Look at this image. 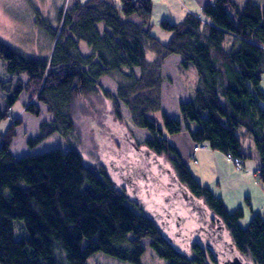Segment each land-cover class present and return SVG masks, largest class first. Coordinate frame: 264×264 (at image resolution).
Masks as SVG:
<instances>
[{
  "label": "trees",
  "instance_id": "trees-1",
  "mask_svg": "<svg viewBox=\"0 0 264 264\" xmlns=\"http://www.w3.org/2000/svg\"><path fill=\"white\" fill-rule=\"evenodd\" d=\"M65 1L58 11V27L37 20L53 40L47 56H26L0 40L5 72L28 79L24 86L17 82L3 93L0 124L10 119L9 108L23 90L28 93L26 111L39 114L31 102L35 97L53 116L28 139L31 147L54 132L84 139L82 123L88 115L95 131L102 128L114 136L115 151L125 152L124 160L144 165L151 188L164 187L166 179L182 187L200 213L186 219L200 225L183 232L178 244L177 234L171 235L166 224L146 210L135 211L125 192L115 189L104 172L85 165L72 145L66 151L54 148L15 158L9 146L20 121L12 119L0 130V264H86L98 251L140 264L144 237L167 264H219L226 250L252 264H264V218L255 213L244 223L242 207L228 209L221 197L196 180L165 137V132L186 127L194 151L202 144L225 156L230 153L242 159V170L241 130L258 153L256 176L264 189V3L209 0L200 15L187 12L177 22L160 19L158 27L171 34L162 43L151 33L152 0ZM147 52L153 53L152 59H146ZM171 54L181 56V67L194 66L197 83L192 99L178 104L181 120L162 111L160 123L154 117L160 115V70ZM102 76L115 78V97L101 88ZM120 104L127 107L132 125L150 133L140 145ZM104 135L99 138L107 142ZM139 148L155 164L163 155L170 168L154 174L157 167L151 159L143 163ZM123 166L130 178L139 177L137 165ZM16 224L23 228L20 237Z\"/></svg>",
  "mask_w": 264,
  "mask_h": 264
},
{
  "label": "rangeland",
  "instance_id": "rangeland-1",
  "mask_svg": "<svg viewBox=\"0 0 264 264\" xmlns=\"http://www.w3.org/2000/svg\"><path fill=\"white\" fill-rule=\"evenodd\" d=\"M72 1L74 0H69L68 3ZM79 1L85 2L86 0ZM112 1L114 3H118V0ZM199 1L205 0H182L183 3L181 0H178L180 5L176 3V9L180 6L181 11L179 10V14L187 13L188 10H196L197 13L201 14L198 9ZM237 1H239V4H244L247 0ZM252 1L259 4L258 1L260 0ZM65 2V0H0V40L26 56L40 58L47 56L53 45V40L48 31L38 24L37 20H45L52 28L58 27V25H60L58 23V11L65 6ZM178 19L180 18L175 16L172 19L167 18V20L172 22H177ZM151 23L154 24V27L151 29V33L160 42L166 43L171 34L158 27V25L154 23V19H151ZM177 56L181 58L180 55ZM152 58L153 53L147 52L146 59L149 60ZM178 60L179 59L177 57L168 55L163 60L161 65L160 72L162 81L160 84V115H158V113L157 115L154 114L155 119L160 123L162 121V111L166 112V114L171 117L180 118L178 108L179 102L192 99L194 94V89L197 83L195 68L191 64H189L187 68L181 67ZM134 72L136 74L138 72V68H135ZM178 75L184 85V93H182L183 91L181 86L174 85L173 83V81L177 82L179 80ZM27 80L28 79L23 75L16 76L7 74L2 67L0 59V105L3 106L5 104V100L2 98L3 93H9L11 88H13L17 82H20L22 86H24L25 83H27ZM98 82L103 90L109 92L113 97L116 96L117 82L115 78L102 76L98 79ZM27 97L28 93L26 90H23L15 103L9 108L10 119L8 118L9 120H4L0 124V130L3 131L12 119H18L20 121V124L14 128L15 135L12 137L9 146V150L15 158L28 154L41 153L54 148L66 151L72 145L79 149L85 165L95 169L100 174L104 172L109 182L115 189L120 192H125L124 194L128 203L134 210H139V208L146 210L152 215V217L155 219L157 218V221H160L161 223L164 222L169 228L171 235L174 233L177 234L176 242L178 244H181L180 239L183 232L186 233V230L194 227L196 228L200 225V223H196L190 219L187 221L186 219L187 217L190 218L199 216L200 213H197L199 208L195 209L193 207L195 201L188 198L186 191L182 189V187H179L177 184L167 180V174L165 172L162 175L164 177L163 179H166L167 185L164 187L153 185L151 188L148 185V182H151V177H144L143 175L148 171L144 165L136 164L134 160L127 159L126 157V160H124L123 154L125 152L119 153L115 151L114 136L108 131L101 130L102 128L95 131L94 127H91L89 123H87L90 119L88 118V115L82 123V127L84 128V131L82 132L84 139H80L76 134L72 135L74 137L72 139L61 134L62 132H54L34 146H29L27 141L29 138H33L37 135L39 125L44 121H52L53 116L48 112L47 106L42 102L37 101L35 97L31 100V102L39 108V114L35 116L26 111L25 101L28 102ZM103 99H106V102L108 101L106 97H103ZM120 105L122 116L125 119L128 129L131 131L133 139L136 143H141L145 138L149 137V131L139 127L134 130L127 107L122 104ZM192 126L193 123H191V127ZM137 130L140 132H137ZM241 132L242 131L240 130L238 134L243 151L250 152L253 149V152L259 161L258 153L253 145L252 139L250 137L243 136ZM98 133L105 134L103 138L106 139L107 137V142L100 139V134ZM108 134H110V136H108ZM76 137L79 138L80 143ZM165 137L176 147L183 162L190 166L195 174L198 173V170H203L205 164L208 163L209 165L205 169L206 173H208L206 176H214V154L210 152V149H201L199 152L195 153L193 151L195 144L192 141L189 132H186L185 130L172 134L165 132ZM98 139H100V141ZM94 145L97 148L94 147ZM250 145L252 149L249 148ZM137 154H139L143 163H146V156L148 155L147 151L139 148ZM193 156L197 159L199 165L198 163H193ZM150 159L152 160V157ZM150 159L147 160L149 163L151 161ZM248 162L256 163V160L250 158ZM152 164L157 167L154 174L158 173L160 168H170L163 155L157 157L156 164L152 160ZM122 165H124L123 167L137 165L140 169L139 177H137V179L130 178L127 170L121 168ZM149 166L151 167V165L148 164V167ZM140 177L145 180L140 179ZM201 181L208 183L206 182V178H202ZM147 185L148 188H146ZM130 202L133 203L131 204ZM183 219L186 220L184 223L181 222ZM247 222L248 221L245 222L244 220V223ZM15 233L18 237L23 235V228L20 224L15 225ZM227 239L229 240V238ZM149 240V237H144L140 240L141 244L144 246V252L140 258V264H167V262L163 258L159 257L148 245ZM233 256H236L240 261L251 262L249 258L240 255L236 251L231 253L226 250L219 256V264H225L222 260L232 259ZM86 264L132 263L98 251L89 256Z\"/></svg>",
  "mask_w": 264,
  "mask_h": 264
},
{
  "label": "crops",
  "instance_id": "crops-1",
  "mask_svg": "<svg viewBox=\"0 0 264 264\" xmlns=\"http://www.w3.org/2000/svg\"><path fill=\"white\" fill-rule=\"evenodd\" d=\"M152 1H153V7H152L151 19H154L155 24H157V22L160 19H167V18L172 19L174 18V16L180 18L181 15L183 14V13L182 14L178 13L180 10V6H178V8L176 9V3L179 4L178 0H160V1L152 0ZM235 1L239 2L237 0ZM207 2L208 0L198 2L199 4L198 9L200 12L202 6ZM258 2L259 5H262L264 3V0H260ZM188 12H193L200 15V13H197L196 10H188ZM171 55L177 57L179 59L178 60L179 63L182 61V58H179L176 54H171ZM146 58H147V53H146ZM178 79L179 80L177 82L173 81V83L174 85L181 86L183 91L182 93H184L185 91L184 85L180 80L179 75H178ZM261 87L264 92V82ZM181 102H185V101H181ZM177 119L181 120V117ZM194 127L195 124H193L192 127L191 124L189 126V128L192 129ZM184 130L186 132H189V130L186 127H183L181 131ZM241 133L243 135V132ZM249 148H251V145L249 146ZM199 151L200 150L194 152L196 153ZM253 151H254L253 149L250 152L243 151L242 154V158L244 160L243 169L236 170L234 168L233 162L229 158H227L223 153L210 149V152L214 154L213 162L215 165L214 166L215 170L213 171L214 172L213 177H211L210 175L206 176V174L208 173H206L205 169L209 165L208 163L205 164L203 170H198L197 171L198 173L196 174L192 171V168L187 165L191 170L193 176L196 178V180H198L201 184L209 187L216 196L221 197L228 209L232 210L237 207H242L244 212L245 222L248 221L255 213H259L264 218L263 186L261 185V183L257 181V176H256V173L260 168V162L257 160L255 153ZM250 158L256 160V163L248 162ZM193 163L194 164L198 163L197 159L194 156H193ZM202 178H206L207 180L206 182L208 183L202 182L201 181Z\"/></svg>",
  "mask_w": 264,
  "mask_h": 264
},
{
  "label": "built area",
  "instance_id": "built-area-1",
  "mask_svg": "<svg viewBox=\"0 0 264 264\" xmlns=\"http://www.w3.org/2000/svg\"><path fill=\"white\" fill-rule=\"evenodd\" d=\"M202 147L207 148L206 145L198 144V145L195 146L194 149L198 150V149H200ZM226 157L229 158L233 162L235 169H237V170L241 169V167H242V159L240 157H234L230 153H228Z\"/></svg>",
  "mask_w": 264,
  "mask_h": 264
},
{
  "label": "water",
  "instance_id": "water-1",
  "mask_svg": "<svg viewBox=\"0 0 264 264\" xmlns=\"http://www.w3.org/2000/svg\"><path fill=\"white\" fill-rule=\"evenodd\" d=\"M225 264H252L251 262H247V261H240L238 258H234V259H232V260H230V262L229 263H225Z\"/></svg>",
  "mask_w": 264,
  "mask_h": 264
},
{
  "label": "bare ground",
  "instance_id": "bare-ground-1",
  "mask_svg": "<svg viewBox=\"0 0 264 264\" xmlns=\"http://www.w3.org/2000/svg\"><path fill=\"white\" fill-rule=\"evenodd\" d=\"M133 126H134V125H133ZM136 128H137V126H134V128H133V129H134V130H136ZM139 128H140V127H139ZM137 132H140V131H138V130H137ZM134 141H135V140H134ZM201 149H207V148H205V147H202V148H200V150H201ZM166 185H167V184H166ZM166 185H165V186H166ZM182 189H183V188H182ZM263 192H264V189H263ZM235 257H236V256H235ZM236 258H237V257H236Z\"/></svg>",
  "mask_w": 264,
  "mask_h": 264
}]
</instances>
